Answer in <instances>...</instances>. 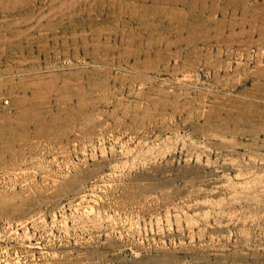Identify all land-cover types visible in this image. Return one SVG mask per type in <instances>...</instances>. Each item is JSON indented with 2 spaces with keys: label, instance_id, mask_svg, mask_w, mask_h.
Here are the masks:
<instances>
[{
  "label": "rangeland",
  "instance_id": "374dc122",
  "mask_svg": "<svg viewBox=\"0 0 264 264\" xmlns=\"http://www.w3.org/2000/svg\"><path fill=\"white\" fill-rule=\"evenodd\" d=\"M0 264H264V0H0Z\"/></svg>",
  "mask_w": 264,
  "mask_h": 264
}]
</instances>
